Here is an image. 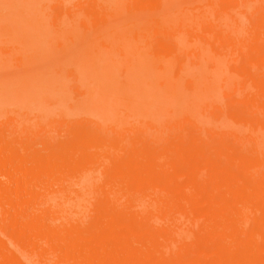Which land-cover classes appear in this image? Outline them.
Masks as SVG:
<instances>
[{"label":"bare ground","instance_id":"1","mask_svg":"<svg viewBox=\"0 0 264 264\" xmlns=\"http://www.w3.org/2000/svg\"><path fill=\"white\" fill-rule=\"evenodd\" d=\"M67 1L0 0V27L11 26L14 31L24 33L29 27L33 43L38 44L35 50L28 49L24 43L27 41L8 45L6 49L0 47V93L12 98L26 96L39 104L50 101L54 106L60 102L61 88L65 85L60 79L67 67L78 72L76 78L82 73L83 80L88 70L104 73L115 86V95L119 99L142 109L146 107L153 113L154 118L149 122L151 135L144 138L147 149L162 133L164 125L158 123L160 114L169 112L177 122L186 120L190 123L193 117L190 112L198 105L195 95L199 92L184 88L195 70L176 67L172 51L158 54V48L150 43L151 29L172 32L176 36L173 40L179 34L184 35L181 40L186 42L188 49L198 44L208 46V37L199 33L197 26H188L191 20L206 17L208 10L217 4V16L227 17L236 24L239 16L248 17L245 10L248 3L256 2L87 0L83 7L85 13L75 11L64 15ZM57 11L61 13L50 20L48 26V18ZM179 21L178 32L175 28ZM208 30L214 37L212 47L215 50L237 44L235 39L226 43L222 29L209 27ZM133 35L149 42V49L146 46L139 51L134 49V58L127 61L122 47ZM54 40L59 42L56 51L50 48ZM99 60L103 63L98 64ZM231 77L235 83V78ZM240 101L236 93L228 94L230 105ZM217 102L218 98L212 99L206 111L213 107V117L222 119L226 116L234 124L229 130L238 128L241 131L244 116L233 112L226 114ZM193 126L199 128V123L195 121ZM199 131L203 130L200 128ZM188 135L189 128L180 129L176 153L186 148ZM111 154L114 155L94 151L90 156L102 158L111 157ZM148 163L144 162L146 175L136 182L135 175L124 176L122 166L116 165L114 176L94 189L90 197L82 189L76 191V197L72 196L71 179L57 178L50 182L51 186L39 179L33 187L20 192L23 194H19V189L13 191L11 187H5L7 181L2 183L0 264H63V261L65 264L70 261L73 264H231L226 256L230 254L232 243L247 255L245 264H264V176L261 174L264 157L242 156L230 170L222 167L214 170L209 184L205 179L206 184H195V179L209 167L201 166L200 162L183 184H174V180L181 179L179 176L164 175V165L158 164L157 159ZM106 169L111 168L106 166ZM3 175L7 180L16 178L9 171ZM10 191L21 195L16 194L20 202L13 203L15 194ZM84 203L91 207H82ZM10 206L24 216L31 210H38L39 214L36 218L18 220L11 215ZM121 211L129 213L120 217ZM189 225L197 235L198 247L182 255L180 248L193 244L194 240H190L189 235H178L176 228ZM23 238L29 245H21L19 240ZM83 238L89 241L85 243ZM205 241L209 242L208 246L200 245ZM18 245L22 246L23 252L19 253ZM106 250L116 253L117 257L113 253L110 257ZM206 255L211 258L205 259Z\"/></svg>","mask_w":264,"mask_h":264},{"label":"rangeland","instance_id":"2","mask_svg":"<svg viewBox=\"0 0 264 264\" xmlns=\"http://www.w3.org/2000/svg\"><path fill=\"white\" fill-rule=\"evenodd\" d=\"M86 1H67L68 7L65 8L64 15L75 11L85 13L83 7L87 5L84 4ZM225 1L233 3L236 0ZM237 1L242 3V0ZM218 7L219 5L216 4L208 10L206 17L196 18L188 23L190 28L197 26L198 32L208 37V46L198 44L188 49L185 47L186 42L181 40L184 37L182 34L173 40L175 34L172 32L157 31L153 27L149 33L150 43L158 48V54L172 51L176 67H189L195 70L184 83L186 91L192 88L199 91L195 95L198 98V105L190 112L193 117L187 118L191 120L190 123L186 120L177 122L169 112L160 114L158 123L164 125L162 133L158 134V139L147 149L144 138L151 135L149 122L154 118L153 113L146 107L142 109L119 99L115 95V86L104 73L96 74L93 70H88L84 73L83 80L81 72L80 78H76L78 72L67 67L60 79L65 84L61 88L60 102L54 106L50 101H42V104H39L37 100L28 99L26 96L12 98L0 93V181H2L0 186L7 181L5 187H11L13 191L19 189L17 190L19 194H23L20 192L25 191V188L33 187L36 180L44 179L43 181H47L51 186L50 182L64 178L73 182L70 188L72 196L76 197V191L82 189L84 194L90 197L94 189L103 186L105 181L114 176L116 165L122 166L124 176L135 175L136 182L147 173L144 162L150 163L156 159L158 164L164 165V175L181 178L174 180V184L182 183L192 175L198 162L201 166L208 165L209 167L201 172L202 175L195 179V184L200 182L209 184L208 180L214 170L220 167L230 170L239 163L242 156L264 157V25L261 26L264 21V0H256L254 4L249 2L245 8L248 17L239 16L236 24L227 17L217 16ZM59 13L61 12L51 14L48 18V26L50 20L55 19ZM180 25L179 21L175 28L178 32ZM209 27L222 29L225 42L230 44L229 40L235 39L237 44L230 45L231 48L213 49L214 37L209 35ZM14 30L15 28L11 26L0 27V32H3L0 33L1 49L24 41L28 42H24L28 45V49H36L38 44L33 43L34 37L31 36L29 27L26 28L25 33ZM58 46L59 42L54 40L50 48L56 51ZM111 46L115 47V45ZM145 46L149 49V42L141 38L137 39L134 35L130 36L122 47L126 51L124 60H132L134 58L132 51L134 49L139 51ZM102 63L103 61L99 60L98 64ZM231 75L235 78V83ZM57 85L59 86L58 82ZM229 93H236L241 101L230 105L227 102ZM216 98H218L216 104L221 106L226 114L241 113L245 117L241 131L238 128L229 130L234 124L228 117L224 116L222 119L213 117V107L209 112L206 111L209 102ZM38 106L42 107L37 108ZM193 119L199 123V128L193 126L195 122ZM226 125L228 127L223 129ZM125 128L130 131H125ZM182 128H189V140H186V148L183 147L179 153H176L174 150L176 139ZM200 128L203 131H199ZM223 150L226 152L223 153ZM94 151L105 154L111 152L114 155L102 158L91 157L90 154ZM172 154L174 157H171ZM244 164L247 165L248 162ZM106 166H110L111 169L107 170ZM6 171L11 172V176H16L17 181L7 180L3 175ZM261 174L264 176V169L261 170ZM13 193L15 195L12 198L16 199H13V203L20 202L17 197L21 195ZM90 205L84 203L82 207L88 206L89 209ZM9 209L11 215L19 218L18 220L36 218L39 214L38 210H31L27 216H24L15 208ZM128 213L121 211L120 217H126ZM190 226L176 228L178 235H189L190 240H194L193 244L180 248L182 255L189 254L198 247L197 235ZM37 233L38 236L41 234L39 231ZM82 240H86L85 243L89 241L88 238ZM19 241L22 246L29 245L25 238ZM21 245L17 246L19 253L21 250L23 252ZM63 245L69 246V244ZM200 245L208 246L209 242L205 241ZM108 252L110 257L113 254L117 257L116 253ZM210 256L206 255L205 259H210ZM226 258L231 264H245L248 260L247 255L240 252L235 243L230 244V254ZM70 264L73 262L70 261Z\"/></svg>","mask_w":264,"mask_h":264}]
</instances>
